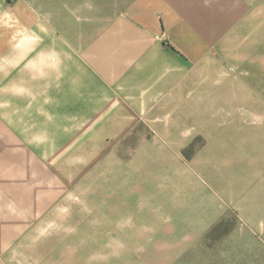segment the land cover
Listing matches in <instances>:
<instances>
[{
	"label": "rangeland",
	"instance_id": "1",
	"mask_svg": "<svg viewBox=\"0 0 264 264\" xmlns=\"http://www.w3.org/2000/svg\"><path fill=\"white\" fill-rule=\"evenodd\" d=\"M10 6L21 45L0 64V90L13 84L29 104L13 145L0 137V161L14 155L30 223L29 240L4 264H264V0ZM134 9L144 25L161 26L158 57L190 59L189 88L172 91V112L136 115L123 136L105 140L92 114L70 113L69 95L88 73L85 54L114 44L118 19ZM152 149L168 168L143 170Z\"/></svg>",
	"mask_w": 264,
	"mask_h": 264
},
{
	"label": "crops",
	"instance_id": "2",
	"mask_svg": "<svg viewBox=\"0 0 264 264\" xmlns=\"http://www.w3.org/2000/svg\"><path fill=\"white\" fill-rule=\"evenodd\" d=\"M12 1L14 0H0V64L4 63L14 47L21 45L18 42L19 33L16 32L15 37L14 28L7 25V22L12 20L10 18L17 13L10 6ZM209 1L217 3L221 0ZM186 12L187 18H190L189 6ZM138 14L139 12L134 9L118 19V23L122 25V34L119 32V37H113L114 44H107L109 38L104 39L97 44L93 53L85 54L87 65L82 69L87 70L88 73L86 76L81 75L80 77L83 78L80 80H73L75 85L71 87L70 113L92 114L89 119L87 118V122L91 126L97 124L104 129L105 140L123 136L137 120L136 115L147 113L163 115L172 112L173 109L168 107H171L175 97L178 98V95L173 94L172 91L181 92L189 88L187 82L191 78L188 73L190 59L166 58L165 55L158 57L153 52L154 38L163 30L160 31L161 26L157 21L153 25H144V19ZM198 16L200 17V14ZM196 32L201 34L204 30ZM119 42H122L125 48L124 64L115 60L116 56L122 55L121 50L117 48ZM155 44L157 46L156 42ZM175 46L178 47L176 44ZM136 48H139L138 52H135ZM178 50L183 52V48ZM107 57L113 61L104 66ZM199 78L196 76L195 80ZM28 104L24 101L23 90H14L13 84H8L5 90H0V131L5 133V136L0 137L6 147L17 140L14 134L15 128L17 130L24 128L23 107H28ZM179 128L182 129L181 126ZM6 137L9 142L6 141ZM105 142L108 145L113 144L109 141ZM164 145L171 144L164 142ZM2 159L4 160L0 161V178L9 174L11 176L9 184L12 185L0 186V264L14 257L15 250L22 251L18 245L24 237L29 240V229L26 227H29L30 223V204L28 197H25L26 192L19 185L14 187L15 178L20 177L15 167L14 155H2ZM9 159L11 162L8 164ZM146 159L149 163L144 165L143 170L148 172L153 171V163L155 167L157 163L165 168L169 166L164 154L153 149Z\"/></svg>",
	"mask_w": 264,
	"mask_h": 264
}]
</instances>
